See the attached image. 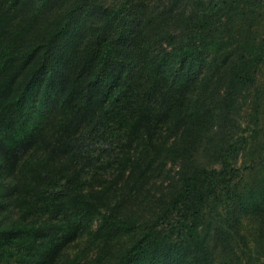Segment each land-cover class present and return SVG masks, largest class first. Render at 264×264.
<instances>
[{"label":"trees","instance_id":"1","mask_svg":"<svg viewBox=\"0 0 264 264\" xmlns=\"http://www.w3.org/2000/svg\"><path fill=\"white\" fill-rule=\"evenodd\" d=\"M260 17L264 0H0V264H264V151L236 133L263 109L256 37L239 54ZM229 176L237 249L210 211Z\"/></svg>","mask_w":264,"mask_h":264},{"label":"rangeland","instance_id":"2","mask_svg":"<svg viewBox=\"0 0 264 264\" xmlns=\"http://www.w3.org/2000/svg\"><path fill=\"white\" fill-rule=\"evenodd\" d=\"M107 1H117V0H107ZM233 20L236 23L235 31H236V33H238V31H239V34L243 30H246L248 28L249 24H251L253 22V19H246V18H238V19H233ZM256 23L257 24L254 26L255 29L253 32L249 31V33H248L247 31H245L244 33H241V37L242 36L243 37H242L241 42L239 43V46H240L239 54H241L242 52L246 51L247 43L248 42L251 43L253 40V37H256V44L253 47V51L258 52V54L252 56V59H253L252 70L255 68L257 70H259V66L261 64L260 58L264 57V26H262L264 24V18L260 17V18L256 19ZM224 46H225V44L222 45L221 47H224ZM260 87L262 89L263 85ZM252 89H253V92H252V95L250 97H249V93L246 92L245 100L248 98L250 99L253 95L255 98L256 91L254 90V86L252 87ZM42 103L44 105L49 104V107H51V108H53L55 105L54 102L52 103V102L48 101V97H46V99ZM27 107H28V111L32 115L31 117L35 123L41 121L45 117V115H42V116L40 115V110H43L44 108L38 107L37 104H35V103L28 104ZM256 110H257V107L252 106V109H250L248 111V114H242L243 119L242 120L238 119L241 121V123H240L241 126L238 130H236V133L238 136V142L242 143V140L244 137H246L252 131L257 129L259 135L256 136L254 142H255V145L257 147H259V149L261 151H264V103H263L262 112L257 113ZM45 111H46V109H45ZM259 118H260V121H259ZM255 125H257V126H255ZM106 141L107 140H105V142ZM109 142H111V141H109ZM107 143H108V141H107ZM108 144H112V143H108ZM238 146H239V144L236 145V147H238ZM98 147H100V146H97V148ZM106 149H107V147H106ZM106 149H105V153H106ZM232 156H235V157H232ZM232 156L230 155V158H229L230 161L228 164L230 166L233 165V163L237 161V163L234 165L235 167H240V166L244 167L245 165H247L248 161L250 160V158L248 156H244V153L233 154ZM0 177L4 178L7 182L10 181V176L7 175L3 171V166L1 164V162H0ZM229 178H230V181L228 182V185L226 187L224 186L223 188L222 187L219 188L217 190V193L213 196L212 201H211L210 211L215 216H219V218H223V219L227 218L230 221V227L228 228V226H227V229H229V231H230V235H229L230 240L233 238L231 245H233L234 249H237V248H239L240 243H244L242 239L240 240V242H237L236 238H234L235 236L237 238L239 237L236 234L237 233V224H235L234 221H235V217L237 216V214H236L234 202H233L234 196L236 195V185H237L236 182L239 180V178H236L235 176H229ZM237 204H238V202H237ZM231 223H232V225H231ZM235 227H236V229H235ZM242 228H243L242 229V231H243L244 230V223L242 225ZM229 248H231V246H229Z\"/></svg>","mask_w":264,"mask_h":264}]
</instances>
